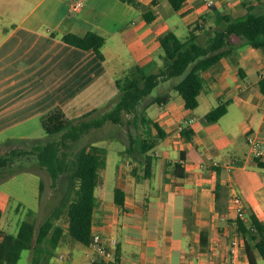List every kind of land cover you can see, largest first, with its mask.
<instances>
[{"label":"crops","instance_id":"0c3cea01","mask_svg":"<svg viewBox=\"0 0 264 264\" xmlns=\"http://www.w3.org/2000/svg\"><path fill=\"white\" fill-rule=\"evenodd\" d=\"M139 1L151 6L156 15L152 22L121 0H0V153L43 144L47 135L41 117L56 106L72 119L94 110V116L106 112L118 101L117 79L137 66L148 73L159 71L161 33L171 30L180 37L177 31L183 26L188 34L180 38L185 40L197 23L193 33L204 44L224 16L240 17L247 13L248 4H255L256 12L264 5V0H215L208 7L206 0H187L176 11L170 0ZM77 2L83 6L75 8ZM205 9H210L215 24L209 33L203 21ZM89 32L106 38L104 60L93 50L79 49L62 39L65 34ZM232 43V54L203 73L205 86L197 109H186L179 93L145 100L147 115L167 134L151 152L150 178H136L132 173L136 163L122 153L124 148L114 167L116 183L108 189L102 175L107 160L95 190L93 234L122 264H228L234 237L244 241L240 264H249L247 244L258 262L264 263L253 243L240 233L231 204L233 195H239L246 217L253 209L264 221V167L247 142L249 133L264 141V95L259 85L264 52L237 36ZM181 78L165 80L170 84L161 91H177ZM204 90L213 98H207L203 111ZM152 102L160 106L153 116L147 112ZM221 103H227V112L216 122H205L203 118ZM92 144L100 147L98 142ZM45 171L27 169L4 181L0 204L5 208L1 219L5 233L17 234L29 210L34 212L33 221L40 215ZM20 177L31 191V204L7 186ZM117 187L125 192L124 207L115 201ZM12 202L17 217L9 228L4 219L12 212L8 211ZM59 203L49 209L50 214ZM64 226L67 229L68 224ZM71 239L66 232L60 245L73 246ZM31 257L29 251L28 264ZM90 257L92 264L97 257L95 253Z\"/></svg>","mask_w":264,"mask_h":264},{"label":"trees","instance_id":"16d2710c","mask_svg":"<svg viewBox=\"0 0 264 264\" xmlns=\"http://www.w3.org/2000/svg\"><path fill=\"white\" fill-rule=\"evenodd\" d=\"M140 9L147 22H152L156 15L151 6L139 0H121ZM187 0H170L178 11ZM255 4L247 5V13L240 17L224 16L219 28L206 43L200 44L191 31L187 39L180 38L168 30L159 35L162 48V66L158 72L148 73L137 66L124 77L117 79L118 101L102 115L97 112L86 113L79 119L70 118L65 110L56 106L41 117L47 140L29 148L11 149L0 153V182L10 176L27 170L20 161L34 157L39 168L46 170L52 179V188H57L61 176L66 175L68 186L59 205L40 224L27 218L20 224L17 234L5 233L1 228V219L5 208L0 204V264H19L24 251H31V264H50L55 250L61 244L66 232L79 243L89 247L93 241V218L96 208V187L102 182L101 173L106 168L107 156L104 148L89 143L75 154L74 145L85 135L103 129L107 123L128 128V145L122 152L132 157L136 163L132 173L138 180L152 176L153 155L156 141L167 134L160 125L150 118L142 105L145 99L160 84L172 78L182 77L176 90L185 102L186 109L195 110L199 106V96L205 86L203 73L223 58L232 54V38L237 36L244 43L264 52V12H256ZM63 41L82 50H93L100 60L105 59L103 46L106 38L89 32L84 36L74 33L65 34ZM260 89L264 95V78L260 80ZM227 112V103H221L210 111L203 120L211 123L218 121ZM132 118L125 122V116ZM134 127V131L128 126ZM142 129V131H140ZM156 132L155 137L152 133ZM264 167V162L256 158ZM16 163L20 165L15 167ZM142 167V169L140 168ZM143 173L142 176H140ZM115 201L121 207L125 205V192L121 187L115 190ZM34 214L28 211V217ZM65 223L68 224L67 229ZM242 236L253 243L264 261V221L250 209L247 217L238 220ZM249 264H260L251 253L247 244ZM92 264H122L119 257L108 262L97 257ZM264 264V263H263Z\"/></svg>","mask_w":264,"mask_h":264},{"label":"rangeland","instance_id":"374dc122","mask_svg":"<svg viewBox=\"0 0 264 264\" xmlns=\"http://www.w3.org/2000/svg\"><path fill=\"white\" fill-rule=\"evenodd\" d=\"M219 10L223 11V7H219ZM259 13L260 12H264V5L262 8L258 7L257 10ZM211 11L210 9H205L203 12V21L206 24V29L208 30V33L210 32V30L213 28V30H215V24L213 23V21H211ZM197 23H194L192 25V29L197 30ZM177 33L180 35V37H184L188 34V30L186 28H184L183 26H180V28L178 29ZM214 34V31L211 32V35ZM204 41H202L203 43ZM161 65H162V61H161ZM173 79V78H172ZM172 79H168V80H172ZM167 80V81H168ZM171 82V81H170ZM170 83H166L164 80L160 82V85L158 87H156L153 92L151 93L150 96H148L145 100H150L153 97H156L158 95H163L164 93L169 92V94H174V93H178L177 91H174L173 89H170L168 91H161V89L164 88H168V85ZM206 94H208V97H206ZM207 98L212 99V93H208L207 91H203L202 93V107L201 110H203L207 105ZM215 100V98H214ZM209 103V102H208ZM115 105V104H114ZM113 105V106H114ZM113 106H111L110 108L106 109L109 110L111 108H113ZM144 106V103L142 105V108ZM150 109L147 111L149 115L153 116L154 111H159L160 110V106L158 104V102H152L150 104ZM105 111V110H104ZM103 112H101L98 115H102ZM204 111V110H203ZM97 116V115H96ZM75 120L79 119L80 117H74ZM132 118V115H126L125 116V122H127L129 119ZM129 130L134 131V127H132L131 125L128 126ZM140 131H142V129H140ZM94 134V135H93ZM93 134H89V135H85L84 137H82L73 147L72 149V153L75 154L80 148H82L83 146L89 144V143H95L98 142L99 146L101 148H104L106 151V156H107V160L109 161L108 167L106 170H104V172L102 173V175H104L106 177V187L108 189H112L114 183H116L115 177H114V170L117 166V164L120 162L121 160V155H120V151H122L124 148H126V141L128 140V128L123 127V126H119L113 123H107L103 129L100 130H96L93 132ZM99 138V139H98ZM98 139V140H96ZM95 141V142H94ZM249 146V144H248ZM250 147V146H249ZM9 151V150H8ZM28 159L30 161H28ZM26 159L27 161H20L21 165H23L25 168L27 169H34V168H38L37 164H36V160L34 157H30ZM35 161V162H34ZM28 162V163H26ZM20 163H16L14 166V170L15 167L20 165ZM45 176L42 175V181L44 183V192H43V198H42V209L40 211V215L37 216L34 220L35 223L37 225H40L45 219V217H47L50 213V208H52L56 203H59L60 199H62V197L64 196V194L66 193L67 190V186H68V181H67V176L63 175L61 176L60 180H59V184L58 187L52 188L51 187V183H52V179L50 177V175L47 173V171H45ZM6 182V180H5ZM8 182V181H7ZM3 182H0V188L1 186H3ZM27 183L22 182V177L14 180V181H9L7 183V186L10 187V189L17 191V193L19 195H21V197L29 204L33 203V197L31 194V191L27 188L26 186ZM57 190V193L55 194V191ZM54 193V196H52L51 198L53 200H51L50 202H48V198L51 194ZM49 203V205H48ZM49 208H48V207ZM13 207V208H12ZM16 205L14 202L11 203L10 207L8 208V211H12L10 213L6 214V217L4 219V224L6 227H12L15 224V219L13 217H17L15 216V209ZM17 213H21V211H17ZM22 217V216H21ZM28 215L21 219V221L27 219ZM30 219H33L32 217H28ZM14 219V220H13ZM14 230H11L10 233H13ZM68 237L71 239V237L68 235ZM73 242V246H67V245H60L56 250H55V255L53 258V263L54 264H91V257L90 255L94 254L93 250L89 249V247L79 243L78 241H75L74 239H71ZM28 254L29 251H24L23 255H22V259L20 260L19 264H28ZM61 255L64 256V259H61ZM94 256V255H93Z\"/></svg>","mask_w":264,"mask_h":264},{"label":"built area","instance_id":"2783aa9c","mask_svg":"<svg viewBox=\"0 0 264 264\" xmlns=\"http://www.w3.org/2000/svg\"><path fill=\"white\" fill-rule=\"evenodd\" d=\"M214 4L215 0H206V5L208 7H212L214 6ZM82 6V2H77L75 8H80ZM260 76L261 78H264V69L261 72ZM247 142L250 146L253 156L255 158L264 160V141L259 139L255 135L249 133L247 137ZM181 162L184 163V161ZM231 204L233 209V220L235 223H237L238 220L246 217L245 206L242 198L236 194L233 195ZM243 242V239L240 237L233 238L230 248L228 264H240L239 250ZM89 247L93 250L96 257L105 258L108 262L116 259L115 253L110 250V248L106 244H104L102 238L99 235H94L93 241L91 242Z\"/></svg>","mask_w":264,"mask_h":264}]
</instances>
